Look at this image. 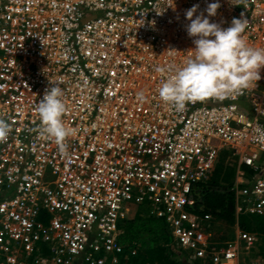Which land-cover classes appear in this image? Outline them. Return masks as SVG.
<instances>
[{"label": "built area", "instance_id": "obj_1", "mask_svg": "<svg viewBox=\"0 0 264 264\" xmlns=\"http://www.w3.org/2000/svg\"><path fill=\"white\" fill-rule=\"evenodd\" d=\"M213 2L210 22L226 28L243 13L242 35L264 48V0H0V118L11 125L0 264H123L118 224L142 205L193 264H255L240 258L252 234L202 240L197 187L227 150L235 214L264 216V67L248 88L182 112L158 96L170 73L156 69L191 55L186 10L206 15ZM51 83L66 104V154L38 134L35 106Z\"/></svg>", "mask_w": 264, "mask_h": 264}, {"label": "clouds", "instance_id": "obj_2", "mask_svg": "<svg viewBox=\"0 0 264 264\" xmlns=\"http://www.w3.org/2000/svg\"><path fill=\"white\" fill-rule=\"evenodd\" d=\"M219 7L218 2L209 3L204 10L206 15L197 14L195 18L193 16L198 5L186 10L185 18L189 21L186 32L193 38V47L187 51L191 55L178 66L156 69L170 73L161 82L158 96L176 112H182L190 103L224 99L260 79L259 69L264 67V48L251 46L242 35L248 27L243 13L239 18H232L226 28L210 22L209 18L216 15ZM51 84L35 106L40 121L38 134L43 139H52L58 150L66 154L65 140L71 131L65 127L62 119L66 104L63 90L57 84ZM136 95L139 101L145 99L142 92ZM10 129V123L0 118V142L7 140ZM258 134L264 135V127H258Z\"/></svg>", "mask_w": 264, "mask_h": 264}, {"label": "trees", "instance_id": "obj_3", "mask_svg": "<svg viewBox=\"0 0 264 264\" xmlns=\"http://www.w3.org/2000/svg\"><path fill=\"white\" fill-rule=\"evenodd\" d=\"M228 154L227 150L220 153L209 181L197 187L199 216L223 220L236 225L241 233L264 240V216L235 214V198L229 191L235 163L224 165ZM140 207L143 206L137 207L131 220L118 224V241L128 258L123 264H191L184 251L172 244L165 221L141 212ZM132 252L135 253L131 255Z\"/></svg>", "mask_w": 264, "mask_h": 264}, {"label": "rangeland", "instance_id": "obj_4", "mask_svg": "<svg viewBox=\"0 0 264 264\" xmlns=\"http://www.w3.org/2000/svg\"><path fill=\"white\" fill-rule=\"evenodd\" d=\"M232 163H234L232 159L226 158L224 161V165H228V164L231 165ZM142 206L143 207H140L141 212L144 211V213H147V208H145L144 205ZM202 224H203L202 237H201L202 240L214 247H221L227 242H233L238 233V228L236 225L229 224L220 219H215L211 216L204 218ZM254 236L256 238H255L254 244L251 246L252 248H248L241 241L240 258L241 260H244L247 262H252L255 264H264V257H262V254H264V240L260 239L261 236H258V235H254ZM177 250H179L178 247H177ZM184 253L186 257L188 258V254L186 252ZM190 263L193 264V262H190Z\"/></svg>", "mask_w": 264, "mask_h": 264}]
</instances>
